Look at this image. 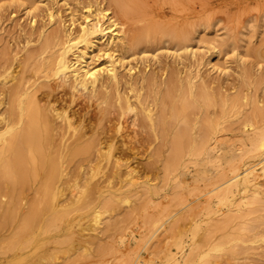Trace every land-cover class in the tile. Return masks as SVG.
Here are the masks:
<instances>
[{
    "label": "rangeland",
    "instance_id": "374dc122",
    "mask_svg": "<svg viewBox=\"0 0 264 264\" xmlns=\"http://www.w3.org/2000/svg\"><path fill=\"white\" fill-rule=\"evenodd\" d=\"M135 3L145 5L146 8H143L144 10L138 14L137 19H126L129 21V25L130 22L135 25L132 27L133 30H128V23L122 22V25L121 20L117 19L120 16L117 11L119 9L114 6L113 0H0V88L11 85L12 79L16 76L15 79L21 77L27 79L28 86H31L33 90L37 87L39 89V84L48 85L38 93L44 89L50 91L49 84L55 83V76L52 73L50 76L45 75L39 70V67L49 59L50 61L55 59L63 47L67 33L76 35L81 24L93 16L100 18L101 23L107 18L116 19L117 27H114H125L128 36L135 32L150 37L149 44L144 41L126 51L127 53H122L123 55L118 51L113 54L119 58L124 56L122 62L127 65V69L132 68L133 75L135 74V77L141 79V84L137 86L144 87L141 88V93L147 97V100L150 99V105L154 108L153 112L163 118L165 116V121L182 126L185 124L184 119L182 116L176 117L175 111L178 112L182 104L180 97H187L193 103L192 108L187 112L189 113L187 114V127L189 134L194 139H200L202 134L200 126L203 125V121L213 120L214 132H211L207 137L209 140L207 145H210V148H203L199 142H196L194 143L196 147L185 149L182 158L173 166L162 161H155L157 164L149 162L144 158V155L146 153L153 154L152 151L157 149L161 140L157 138L155 131L147 128L142 131L141 127L136 126L137 137L141 140L137 142L138 145L135 142L139 147L135 150L138 155L136 158L122 162V166L119 167L120 175L118 174L117 178H108L115 169L111 162L107 161L108 158L97 161L96 158L87 160L84 157H79L75 159L76 161L59 163L55 167L57 173L54 172V176L50 181L48 180V183L44 180L41 189L36 188L37 192L30 189L20 191L22 193L17 198L18 203L15 207L17 206V209L23 212L29 208L31 199L38 196L43 187L45 188V184L50 185L47 187L48 192H51V199L47 201L48 203L42 204L44 210L42 218L33 226L30 235L33 237V241L26 247L18 244L13 231L4 223L7 207L14 203L11 196L12 188L7 187L5 181H2L0 184V200H2L0 201V264H214V223H226L225 217L231 213L236 218V222L245 221L248 227L252 226V229L243 230L244 226L241 223L233 222L236 226L234 229L236 232L239 230L241 238L234 235L219 236L215 238V243L222 244V252L228 250L231 252L234 248L241 247L242 251L236 259L231 261H237L238 264H264V175L260 172L261 170L255 171L258 183L248 187L243 193L244 196L241 192H235L229 200L233 203L228 201V205L222 202L218 204L216 198L215 207H211V212L207 206L213 198L210 193L207 194L209 188L205 187L204 178L202 179L201 175H198L199 170L204 169L200 166V162L206 161L208 169L214 166V170L222 171L226 167V158L236 155V153L240 154H237L238 158L241 157L239 162L235 163V166L238 165L236 169H239L237 172H243L248 168V165L256 168L261 165L258 163L263 155L256 156V158L247 152L249 147L247 138L257 133L264 136V0H135ZM170 25H174L172 27L173 35H176L177 29L178 31L186 30V38L179 39V37L168 35L167 29L170 28ZM138 27L139 29H136ZM5 57L9 60L6 63L12 65L11 70L9 69L7 72H4L2 68ZM71 57L73 56L71 55ZM102 60L103 57L96 62L99 63ZM122 71L126 72L127 70L122 69ZM174 71L179 77V81L182 80L186 84V88L184 94L181 92L182 87L177 89L178 92L174 90L176 93L173 91L175 95L173 98L176 99L175 109L177 108L173 112L171 106L161 103L160 95L166 87L161 83V80L163 81L170 72ZM149 76L157 79L156 85H148V80L143 82L144 84L142 83L143 78ZM14 82L16 80H13ZM189 82L192 83V86L195 85V95L190 92ZM129 88V83L122 82L121 93L130 92ZM201 89L206 96L198 94ZM87 93L89 92H86V95H88ZM177 93H181L180 97L177 96ZM53 96L58 99L54 104L58 112L60 111L59 113H64L67 110L68 114H73L72 109H75L76 106L66 107L65 101L59 98V96L67 97L61 88L53 91ZM219 101L220 104H218ZM231 102L232 104H230ZM225 103L226 106H224ZM203 104H206L207 107ZM8 105V103L2 104L0 109H4ZM158 105L164 110H161ZM252 106L255 110H252ZM99 107L101 108L102 105ZM109 107L102 119L99 116L102 115L101 111L94 105L78 110V113L73 117V128L64 127L59 130L60 134L56 137L57 144L52 149V154L64 155L66 146L63 144H67L75 138L76 134L72 136L74 132L79 133V131L86 130L88 136L100 137L107 132L119 135L124 130H132L130 122L136 114L138 115L139 109L121 117L113 112V108ZM258 107L261 109L260 112ZM138 108L140 107L138 106ZM159 110L161 111L159 112ZM119 128H121L120 133H116ZM62 130L63 132H61ZM9 135V133L4 134L5 137H9ZM141 135L147 136V138H143ZM148 139L150 141H147ZM143 142L145 145L140 146ZM146 146L147 152L145 151ZM208 151L214 157L209 158ZM122 152L129 151L125 149ZM165 153L167 155L169 151L166 150ZM129 168L131 173L128 171ZM1 170L0 166V173ZM172 171L175 172L172 173ZM102 180L105 182L103 183ZM131 180L135 184H132ZM100 182L105 186L109 185V189L121 186L125 192L130 190L131 185H134L133 190L135 191L133 193L126 192L127 197L124 196L125 198H118L114 208L96 207L99 192L93 186ZM222 182L223 180L214 183V187ZM175 184L179 185V190L182 192H190L192 195L187 194L182 198L183 201L182 199L178 200L174 191ZM224 186L218 189H224ZM148 187L152 189V192L148 191ZM54 191L57 193L52 198ZM216 191L217 189L214 193ZM221 192L224 193L225 189ZM71 200L74 201L71 202ZM51 201L54 205L64 209L65 217L56 228L42 229L47 225L48 217L51 219L49 212ZM87 202L93 203L92 210H90L91 207L89 208L90 211L83 209ZM188 203L190 204L187 205ZM201 203L204 205L203 207ZM137 207L140 208L137 209ZM214 209H219V212L214 214ZM241 215L244 216L241 217ZM157 217L163 218L158 224H155L152 221ZM226 240H232V244ZM228 255L226 254L225 257Z\"/></svg>",
    "mask_w": 264,
    "mask_h": 264
},
{
    "label": "bare ground",
    "instance_id": "6f19581e",
    "mask_svg": "<svg viewBox=\"0 0 264 264\" xmlns=\"http://www.w3.org/2000/svg\"><path fill=\"white\" fill-rule=\"evenodd\" d=\"M113 4H114V6L118 7L119 10H117V11L119 12V15L121 16V17L120 16L117 17V19H120L121 23L123 22L124 24L129 22L127 20L137 19L138 14L146 8L145 5L136 4L135 0H113ZM181 10H182V8H181ZM123 23H122V25H123ZM133 24L134 23L130 22V25H129V23H128V26H129L128 30L129 29L133 30L132 27H135V25H133ZM116 25H117L116 19L111 20V18H107L104 22L101 23L100 18L93 16L90 20L84 21V23L81 24L79 32L76 35H74L72 33H67V36H66L65 40L63 41V45H62L63 47L57 53L55 59L53 61H50V59H49L45 64L40 65V67H39V70H41V72H43L45 75L50 76V74L52 73L55 76V83L49 84V86L51 87L50 91L44 89V90L40 91V93H38L39 90H41L44 87H47L48 85L45 83H42L41 85L39 84V89H37L38 88L37 87V88H35V90H33V88H31V86H28L27 79H25L24 77L15 79V78H17L16 76L12 79V82L10 83L11 85H7L5 83V85H7L8 87L3 86L2 88H0V106L2 104H5V103L9 104L4 109H0V166L2 167V170L0 173V184L2 181H5L6 186L12 188L13 194L11 196H12V202L14 203V204H10L9 207H7L4 223H5L6 227L10 228V230L13 231L15 240H17L18 244H20L23 247H26L27 245L32 243L33 237L30 235H31V232L33 231L32 230L33 226L36 223H38V221L42 218V213L44 211L42 208V204L47 202L49 199H51L50 198L51 192L50 193L48 192V187H47L49 184L48 185L45 184V188L43 187V190L42 191L40 190L39 195L34 196L31 199V202L29 204L30 205L29 208L23 212L22 211L20 212L17 209L18 208L17 206L15 207L16 203H18L17 198H19L18 197L19 194L22 193L20 191H25L27 189L36 190V188L41 189L40 187L43 185L44 180L48 183V180L50 181L52 179V177L54 176V172H56L55 167L58 166L59 163H63L64 161L65 162L66 161H69V162L74 161L76 158H79V157L80 158L84 157L87 160L88 159L91 160V158L92 159L96 158L97 161H101L103 159L108 158L107 161L111 162V165H113L115 168L112 171V173L109 175L108 178H110V179H114V177L117 178V177H119L118 174L120 172L119 167L122 166V164L124 163L123 161H129L131 158H136V155H138V152H136L135 150H137V148L139 149V147L137 146L138 145L137 142H140L141 140L137 137V130L135 128L136 126H138V128L141 127L142 131H144V128L151 129L152 131H155L157 138H159L161 140V144L157 147V149L155 151H152V152H154L153 154L152 153H149V154L146 153L144 155L145 156L144 158L147 159L149 162L162 161L169 166H173L182 158L183 151L185 149L191 148L192 146H195L194 143H196V142H199L200 146L203 148H208V147L210 148V145L209 146L207 145L208 141H209L207 139V137L211 132H214L213 120H210V119L204 120L203 125L200 126V128L202 130V134H201L200 139L197 138V139H199L198 141H197V139H194V137L189 134L188 127H187L188 126L187 125V114H189L187 112L189 109L192 108L191 106L193 103L187 97H184V96L180 97L179 95L181 93H177V96L182 98L181 99L182 104L180 105V103H179L180 109L178 110V112L175 111L176 112L175 115H176V117L182 116L185 124L180 126V124L170 122V121H165L164 114H163V116H164V118H163L162 116H159V114H156L153 112L154 108H152L150 105V103H151L149 101L150 99L147 100V97H145V95H143L141 93V91H142L141 88L143 89L144 87L143 86H141V87L137 86L138 84H141V79H139L138 77H135L134 76L135 74L133 75L132 68L127 69V65H125L122 62V59H124V56L119 58L118 56L113 54L115 51H118L121 54L125 53L126 51L133 49L135 46H138L139 44H141L144 41H146L149 44V42H151L150 37L144 36L140 33L137 34L135 32H134V34H131L130 36H128L126 34L127 29H125V27H122L119 24L122 28L121 27L116 28L117 27ZM114 26H116V27H114ZM154 27H156V26L154 25ZM172 27H174V25H170V28L167 29L168 35H170L172 37H179V39L186 38V36H187L186 30L178 31V29H177L176 35H173ZM175 27H177V26L175 25ZM136 29H139V27ZM122 33H123V35H121ZM71 55L73 57H71ZM101 57H103V60L101 62L97 63L96 60H98ZM4 59H5V63H3L2 68L4 69V72H7L12 67V65H11V63H6V61H9L7 57H5ZM122 69H125L127 71L123 72ZM178 78L179 77L177 76V74L174 71L172 73L170 72L169 76L167 78H165L163 81L161 80V83L166 86L163 89L162 95H160V97H161L160 99H162L161 103H163V105L168 104V106H171V109L173 110V112H174V109L176 107L174 105V102L176 101V99L174 100V98H173V96H175L173 94V91L174 90L177 91V89L179 87L180 88L182 87L181 92L184 94V89L186 88V84L182 80L179 81ZM124 79H125V81H124ZM13 80H16V82L13 83ZM145 81H147L148 85L149 84L156 85V83L158 82L157 79L153 76H149L146 78L144 77L142 83ZM122 82H126V83L130 84V88L128 91H130L132 93H130V92H127L126 94L121 93L120 86H121ZM159 84H160V82H159ZM194 86H192V83L189 82V89H190V92L193 93V95H195V91H196V90H194ZM197 87H198V85H197ZM57 88H61L63 91V94L67 96V97L64 96L65 98L59 96V98H61L62 101H65L66 107L70 108V107L76 106L75 109H72L73 114L72 113H71V115L68 114L67 110L64 113H59L60 111L58 112V109L56 108V106L54 104V103H56V101L58 99L53 96V91L57 90ZM127 88H128V86H127ZM158 88H159V86H158ZM126 91H127V89H126ZM86 92H89V93H87L88 95H86ZM122 92H123V90H122ZM160 92H161V90H160ZM187 92H189V91H187ZM150 94H151V92H150ZM198 94L200 96H203V95L206 96V94L204 93V91H202V89ZM158 95H159V93H158ZM217 98H219V97H217ZM195 100H197V99H195ZM200 100H201V98H200ZM197 101H199V100H197ZM229 101H230V99H229ZM223 102H224V100H223ZM104 104H105V106H104ZM218 104H220V101L218 102ZM230 104H232V102ZM93 105L95 107H98L99 111H101L102 115H99L100 119H102L103 118L102 116H104L105 112L108 111V108H107L108 106H110L109 108H113V112H115V114H117L121 117L128 115L130 112L136 111L139 109L138 115L134 112L136 115H135L134 119L132 118V121L130 122L131 124L129 123L132 130L127 129V130H124L120 133L121 128H119V130H117V132H116V133H120L119 135H112V134H108V132H107V134L100 136V137H93V136L90 137V136H88V131H86V130L79 131V133L74 132L72 136H74L76 134L75 138L71 142H69L67 144L66 143L63 144V146H66V153L64 155L61 154V155H57V156H56V154H52L53 153L52 149H54V147L57 144L56 137L60 134L59 130L61 128L63 129L64 127H69V128L72 127L73 128V126H72L73 117H74V115H76L78 113V110L84 109L86 106L89 107V106H93ZM101 105H102V107L100 108L99 106H101ZM160 105H158V107H160ZM203 105L206 106V104H203ZM222 105H223V103H222ZM138 106L140 108H138ZM224 106H226V103ZM161 107H162V105H161ZM206 107H205V109H207ZM210 108H211V106H210ZM252 108H253V106H252ZM161 110H164V109L161 108ZM161 110H159V112ZM165 110H166V108H165ZM252 110H255V108H253ZM259 110H261V109H259V107H258V111ZM197 112H199L198 109H197ZM91 113H93V112H91ZM194 114L196 115V113H194ZM252 114H254V113H252ZM192 115H191V117H194ZM85 116H86V114H85ZM99 116H97V117H99ZM173 117H175V116L173 115ZM260 117H261V115H260ZM177 120H178V118H177ZM191 120H193V119L191 118ZM248 123H250V122H248ZM105 124H104V126H105ZM254 124H255V122H254ZM108 125H110V124H108ZM94 128L96 129L95 126H94ZM70 130H73V129H70ZM109 131H110V129H109ZM196 131H198V130H196ZM61 132H63V130ZM6 133L10 134L9 137L4 136V134H6ZM167 135H169L170 137H168ZM141 137H143V136L141 135ZM145 137L147 138V136H145ZM145 137H143V138H145ZM160 140H159V142H160ZM147 141H150V140L148 139ZM151 141H153V140H151ZM60 142H61V139H60ZM135 142L137 145L135 144ZM144 142L141 143L140 146H144L145 143H147V142H145V143ZM247 142H248V146H249L247 152L250 153V156L260 157L263 155V157L260 159V162L258 163V164L261 163V165L257 168L255 166L249 167V165L247 164L248 168H246L243 172H237L239 169L238 168H237L238 170L236 169V167L238 165L235 166V163L239 162V159L241 158V157L238 158V156H237L238 153H236V155L229 156V158L228 157L226 158L227 159L226 165H225L226 167H224L222 169V171H220V169L214 170V166H212L211 169H208L206 161L200 162V166L204 167V169L203 168L200 169L198 175H201L200 177L202 179L204 178L203 179L204 185L206 188H209L208 191L206 190L207 194L210 193L211 197L213 198V200L207 206V209L210 210V212L212 209L211 207H213L217 201V200H215L216 198L218 199V201H217L218 204H219V202L226 203V204L229 202L233 203V201H229V200H231V196H234L235 192L238 191V192H241L243 194L244 192H246L248 187H250L253 184L258 183L257 178L255 177V171L256 170H258V169L261 170L260 172H262L264 175V136L260 135V133L252 134L249 138H247ZM147 146H146L145 151L148 150ZM150 146L151 145L149 144V148H150ZM57 149H58V146H57ZM125 149L128 150L129 152H122ZM153 150H154V148H153ZM166 150L169 151V153L167 155H166V153L164 154V152ZM210 151H208L209 158L211 156L214 157V155L210 154L211 153ZM212 153H214V152H212ZM140 154H141V152H140ZM231 154H232V152H231ZM241 154H244V153H241ZM191 155H192V153H191ZM206 155H207V152H206ZM238 155H240V154H238ZM250 156H249V158H250ZM96 159H95V161H96ZM134 161H136V160H134ZM207 161H209V160H207ZM219 162H220V160H219ZM149 168L151 169V167H149ZM132 170H134V169H132ZM128 171H129V173L132 172L130 168ZM145 171H146V169H145ZM167 172H169V171H167ZM174 172L172 171V173H174ZM260 172H258V173H260ZM181 174H182V172H181ZM185 174H187V173H185ZM104 175H105V173H104ZM126 176H129V175H126ZM59 178H61V177H59ZM53 179H55V178H53ZM261 179H262V176H261ZM220 180H223V182L221 184H219L218 186L214 187V183H217ZM102 182H103V180H102ZM130 182L132 183L133 181L131 180ZM53 183H54V180H53ZM103 183L100 182V183H97L93 186V188H95V190H97L99 192V197L97 198L98 200H97V203L95 204L96 207L102 206V207H108V208L113 207L114 208L116 206V201L118 198L121 199L122 197L126 196V192L127 193L128 192L133 193L135 191V190H133L134 185H131L129 187L130 190L125 192V190H122L123 188H121V186L118 188L109 189V187H108L109 185L105 186V185H103ZM262 183H263V181H262ZM132 184H135V182ZM175 185L176 186H174V191H175V196L177 197L178 200L184 198L187 194L189 196L192 195L190 192H185V191L182 192V190H179V188H180V187H178L179 185H177V184H175ZM223 185H225L224 186V189H225L224 193L221 192L224 189H218V188H221ZM128 186H129V184H128ZM176 187L178 189H175ZM60 188H61V186H60ZM206 188H204V189H206ZM171 189L173 190V187ZM216 189H217V191L214 193V191ZM6 190H7V188H6ZM201 190H203V189H201ZM37 191L38 190H36V192ZM59 191H61V190H59ZM148 191L152 192V189L148 187ZM55 193H57V192L54 191V193L52 194V198L54 197ZM75 195H77V194H75ZM80 195H81V193H80ZM243 196H244V194H243ZM72 197L71 198L69 197V198L73 199ZM77 199H78V197H77ZM0 201H2V200H0ZM72 201H74V200H71V202ZM182 201H183V199H182ZM64 202H66V201H64ZM156 203H158V202H156ZM190 203H188L187 205H189ZM69 204H70V200H69ZM92 204H91V202H87L84 205L83 209L88 210V211L92 210V207H93ZM50 205H51V207H50L49 212L51 214L50 215L51 219H50V217H48L47 225L42 229H52L54 227L56 228V226L59 225V223L62 221L63 217H65L64 216V212H65L64 209L59 208L58 206L54 205L52 201L50 202ZM201 205H202V203H201ZM230 205H232V204H230ZM7 206H8V203H7ZM203 206L204 205H202V207ZM162 207H164V206H162ZM89 208H90V210H89ZM138 208H140V207H137V209ZM75 210H76V208H75ZM78 210H80V209H78ZM156 210H157V208H156ZM247 210H248V208H247ZM198 211H200V210H198ZM201 211H203V210H201ZM156 212L158 213V211H156ZM218 212H219V209H214V214H217ZM259 212H261V211H259ZM66 214H67V212H66ZM252 214H253V212H252ZM67 215H66V217H68ZM196 215H198V214H196ZM234 215H235V213H234ZM244 215H241V217H243ZM161 216H162V214H161ZM192 216L194 217V214ZM192 216H191V219H192ZM161 218H163V217H157L152 222L153 223L155 222V224H158L162 220ZM188 218H190V217L188 216ZM225 221H226V223H223V224L222 223H217V224L214 223V264H238L237 261H236L237 262L236 263L235 261H231V260L237 258V255H239L240 251H242L241 247L240 246L238 248L236 247V248H234V250H231V252L229 250L227 252H222V249H223L221 247L222 244L215 243V238L219 237V236L220 237H222V236L227 237V236H231V235L238 236V238H241L239 236V234H240L239 230H237V232L235 231L234 227H236V226H234L235 224L233 222L239 223V224L241 223L244 226L243 230H245V229L251 230L252 226L248 227L246 225L247 222H245V221L236 222V218L233 217L232 213L226 215ZM146 222H147V220H146ZM130 223H131V221H130ZM261 223H262V221H261ZM219 233H221V235H219ZM41 235H43V234H41ZM2 239H4V238H2ZM231 241L232 240L227 241V242L231 243ZM242 241H244V239ZM53 244H54V242H53ZM10 248H12V247H10ZM226 254H229V255L225 257ZM43 256H45V255H43Z\"/></svg>",
    "mask_w": 264,
    "mask_h": 264
}]
</instances>
